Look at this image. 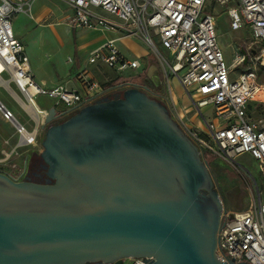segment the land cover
<instances>
[{
  "label": "water",
  "instance_id": "obj_1",
  "mask_svg": "<svg viewBox=\"0 0 264 264\" xmlns=\"http://www.w3.org/2000/svg\"><path fill=\"white\" fill-rule=\"evenodd\" d=\"M127 84L63 122L48 111L45 182L0 171V264H234L216 255L224 207L204 154L150 87Z\"/></svg>",
  "mask_w": 264,
  "mask_h": 264
},
{
  "label": "built area",
  "instance_id": "obj_2",
  "mask_svg": "<svg viewBox=\"0 0 264 264\" xmlns=\"http://www.w3.org/2000/svg\"><path fill=\"white\" fill-rule=\"evenodd\" d=\"M72 10L71 25L78 30L106 27L116 34L124 33L141 41L156 58V64L143 65L137 58L124 55L110 40L89 50L87 64L93 70L108 68L116 77L140 69L156 87L160 85V72L168 79L173 73L179 85L191 91V107L196 115L211 108V121H205L206 129H194L184 121L177 108V100L171 97L168 107L173 117L197 145L202 153H210L225 160L235 161L247 153L257 163L264 177V118H248L250 102H264V0H62ZM24 0H0V75L6 73L15 85L23 101L36 109L37 119L30 116L34 128L16 119L12 110L0 104L2 118L11 123L18 136V146L37 141V129L42 116L54 108L60 123L84 106L95 102L110 91L99 90L98 82L91 74L82 73L73 84H45L39 82L30 65L25 44L13 29L14 18L24 8ZM225 11L231 31L243 26L250 28L252 39L236 44V53L228 62L221 49L217 26L219 13ZM114 16L109 19L104 13ZM116 20V21H115ZM240 71L233 76L234 69ZM171 90V89H170ZM155 97L156 93L153 91ZM38 98L49 100L46 108L36 105ZM264 104V103H263ZM169 109V110H170ZM174 109V110H173ZM253 109L255 106L253 105ZM172 114V113H171ZM199 117V116H198ZM203 124V121L199 119ZM12 151H3L0 171L13 179H23L26 164L20 167L10 160ZM5 163L7 165L5 166ZM217 233V257L234 264H264V202L259 198L248 208L234 212L224 208ZM132 264H148L153 257L131 258Z\"/></svg>",
  "mask_w": 264,
  "mask_h": 264
},
{
  "label": "rangeland",
  "instance_id": "obj_3",
  "mask_svg": "<svg viewBox=\"0 0 264 264\" xmlns=\"http://www.w3.org/2000/svg\"><path fill=\"white\" fill-rule=\"evenodd\" d=\"M24 8L21 12L17 13L13 22V29L17 37L23 41L26 46L30 65L36 78L45 80L48 84L68 83L73 84L79 81L84 86L85 81L80 78L82 73L87 72L91 74L94 81L98 82L99 90L104 95L122 92L124 87H110L105 89L103 84L108 81L114 80L110 74H115L108 68H101L100 70H93L87 64V56L89 50H83L80 45V38L87 33L86 30H78L71 25L72 10L62 0H24ZM104 13V12H102ZM219 24L217 26L218 42L223 50L228 62L232 61L236 53V44L240 41L248 42L252 39V33L249 27L243 26L239 31H231L229 28L228 17L225 11L219 13ZM109 19H116L114 16L104 13ZM116 21V20H115ZM18 32V35L17 33ZM111 35L113 33L109 32ZM114 35V34H113ZM116 35V34H115ZM96 38L91 41L93 45L99 41V34L95 33ZM117 36L123 37L125 42L133 44L140 49H144L145 53L138 55L135 51H130L121 46L117 42L116 46L119 50L129 58H137L141 61L149 52L147 47L139 40L130 38L124 33H119ZM133 54V55H132ZM149 64H156L158 68L160 65L157 63L155 57L148 55ZM141 69V68H140ZM140 69L127 73L124 77L144 83L156 93L149 95L155 99L162 101L167 107L171 101V88L177 94V108L184 115L185 123L194 129H206L205 121H211L214 112L211 108L203 111V114L196 115V111L191 107V91L183 89L180 85L177 89L173 86L175 79L173 73L167 70L168 79L164 77L163 72H160V85L156 87L154 83L148 79L146 72H141ZM234 69L233 76L240 71L237 66ZM261 77H264V70L258 69ZM5 76V75H4ZM124 77H121L122 79ZM119 78V79H121ZM108 80V81H106ZM176 80V79H175ZM123 85V84H122ZM13 90L17 93L16 88L11 85ZM0 99L14 111H18L22 121L27 125H33V121L24 109L17 103L13 97L3 88H0ZM189 101L188 106L184 107V101ZM258 103L250 102V110L248 118L251 120H258L264 118V102ZM11 105V106H10ZM253 105L255 109H253ZM169 108V107H168ZM170 109V108H169ZM190 109L189 112L187 110ZM174 110V109H173ZM172 116L174 111L170 109ZM199 116V117H198ZM196 119H201L203 124L200 126ZM0 143L4 138L16 140L14 136V128L9 123L1 118L0 114ZM44 137V131L42 132ZM3 136H2V135ZM4 137V138H3ZM38 151L27 150L28 153L26 172L34 171L38 166L37 162L41 159L40 154L43 151L42 146L39 144L35 146ZM6 151H9L8 147ZM0 145V156L3 151ZM23 156V154H21ZM205 158L208 162V167L213 175L215 181V188L219 193L223 207L228 211L238 212L249 207L254 201L260 198L264 202V177L260 173L257 161L249 154L244 153L236 157L235 161L225 160L220 157L207 155ZM13 164L19 167L22 164V158L14 154L10 160ZM131 258L123 259L122 264H132Z\"/></svg>",
  "mask_w": 264,
  "mask_h": 264
},
{
  "label": "crops",
  "instance_id": "obj_4",
  "mask_svg": "<svg viewBox=\"0 0 264 264\" xmlns=\"http://www.w3.org/2000/svg\"><path fill=\"white\" fill-rule=\"evenodd\" d=\"M87 33H97V34H99V41L97 40V42L93 45V43H91V42H89V43H87V44H84L83 43V46H82V49L83 50H85V49H88V46H89V49L88 50H93V49H96V48H98V47H100L101 45H103L104 43H106V42H108V41H110V40H113L114 42H115V44L118 42L117 41V34L115 33V32H113V31H111V30H109L108 28H106V27H97V28H94L93 30H89V31H86ZM109 32H111V33H113L112 35L109 33ZM87 33H85V34H87ZM116 34V35H115ZM138 54V53H137ZM133 55V54H132ZM145 61H146V58L144 57V59H141V65H143L144 63H145ZM110 74L113 76V78L112 79H116V78H120V77H116V75L115 74H113V73H111L110 72ZM5 75V76H4ZM36 77V76H35ZM122 77H124V76H122ZM2 78H4V79H6V80H9V83L7 84V85H5V84H3V83H0V88H3V89H5L12 97H13V99L15 100V103H17L18 105H20L21 106V104H20V101L19 100H21V101H23L24 99H23V97L21 96V94L19 93V91L17 90V88L15 87V85L11 82V80L9 79V76L6 74V73H4V74H2V75H0V79H2ZM37 79V78H36ZM39 82H43L42 80H39V79H37ZM106 81H108V80H106ZM129 82H131V81H129ZM128 82V83H129ZM43 83H45V82H43ZM45 84H48V83H45ZM11 85H13L15 88H16V90L18 91V93L19 94H17L14 90H13V88H12V86ZM49 85H51V84H49ZM116 88H119V87H124V89H126L127 87H128V84L127 83H125V84H123V85H117V86H115ZM0 102L1 103H3L8 109H10V110H12L13 111V113H14V115H15V117H16V119L17 120H19L21 123H23L26 127H27V129H32V128H34V124L33 125H27L26 124V122H24V121H22V118L20 117V115H19V112L18 111H14L13 109H11V108H9L1 99H0ZM36 105H37V107H39V108H46V106H48V104H49V100L48 99H45V98H38L36 101ZM11 106V105H10ZM22 107V106H21ZM23 109V108H22ZM50 110V109H49ZM27 113V112H26ZM1 114V113H0ZM44 116L45 115H43L41 118H42V121H43V119H44ZM56 116H57V113H56ZM1 118H2V115H1ZM2 120L3 121H5L3 118H2ZM5 122H7V121H5ZM7 123H9V122H7ZM10 125H12L11 123H9ZM41 125H42V123H40V125H39V128L37 129V141L34 143V144H31V145H24V146H18V136H17V134H16V131H15V128L13 127V125H12V127L14 128V136L16 137L17 136V139L14 141V140H12V139H8V138H4L3 139V141H1V143H0V145H1V150L2 151H6V148H3V147H8V149H10V150H13L12 151V156L14 155V154H17L18 156H20L21 158H22V164H26L27 165V159H28V153H26V151H24V147H26V149L27 150H34V151H38V148L37 147H35V146H38L39 144L41 145V138H42V132L44 131V130H41ZM1 133V132H0ZM2 135V134H1ZM3 136V135H2ZM9 150V151H10ZM21 154H23V156H21ZM0 157H2V156H0ZM21 164V165H22ZM7 165V163H5V166Z\"/></svg>",
  "mask_w": 264,
  "mask_h": 264
},
{
  "label": "bare ground",
  "instance_id": "obj_5",
  "mask_svg": "<svg viewBox=\"0 0 264 264\" xmlns=\"http://www.w3.org/2000/svg\"><path fill=\"white\" fill-rule=\"evenodd\" d=\"M17 33V35H18V32H16ZM95 34L94 33H87V34H84L81 38H80V45L81 46H83V43L84 44H87V43H89V42H91V41H93L95 38H96V36H94ZM123 37H120V36H118L117 37V41L119 42V43H121V46L122 47H125L126 49H128V50H130V51H135V52H137L138 53V55H142V54H144L145 53V50L144 49H140V48H138L137 46H135V45H133V44H130V43H128V42H125L123 39H122ZM88 49H89V46H88ZM88 49H86V50H88ZM1 68H2V64L0 63V70H1ZM43 82H45V80H42ZM0 83H3V84H5V85H7L8 83H9V80H6V79H4V78H2V79H0ZM46 83V82H45ZM173 86H174V88L175 89H177L178 87H179V83L174 79L173 80ZM171 97H173L174 99H176L177 100V94H176V92H175V90H172V88H171ZM20 101V104H21V106H22V108L30 115V116H32V117H34V118H36V120H38L37 119V114H36V109L31 105V104H29V103H26V102H24V101H21V100H19ZM188 103H190L189 101H184V107L186 108L187 106H188ZM190 111V109H188L187 110V112H189ZM196 122L201 126L202 124H201V122L198 120V119H196Z\"/></svg>",
  "mask_w": 264,
  "mask_h": 264
},
{
  "label": "flooded vegetation",
  "instance_id": "obj_6",
  "mask_svg": "<svg viewBox=\"0 0 264 264\" xmlns=\"http://www.w3.org/2000/svg\"><path fill=\"white\" fill-rule=\"evenodd\" d=\"M134 83H137V84H140V85H144V83H141V82H134ZM119 95H122V92H118L117 91L116 93L103 95L102 97H99V98L95 99V101L103 100V99H107V98L108 99H112V98H114L116 96H119ZM37 164H38V166L35 168L34 171H31V172H26L25 171L24 176H23V180H31V181L39 182V183L45 182L46 176H45L44 170L41 167L42 160L40 159L37 162Z\"/></svg>",
  "mask_w": 264,
  "mask_h": 264
},
{
  "label": "trees",
  "instance_id": "obj_7",
  "mask_svg": "<svg viewBox=\"0 0 264 264\" xmlns=\"http://www.w3.org/2000/svg\"><path fill=\"white\" fill-rule=\"evenodd\" d=\"M120 78H121V77H120ZM129 81H131V82H137V81H132L131 79H128V78H126V77H124L123 79H122V78H121V79L116 78V79H114V80L108 81V82H106L105 84H103V87H104L105 89H107V88H110V87H115V86H117V85H122V84L128 83ZM207 155H211V156L214 157V155H212V154H210V153H204V157H205V158H208Z\"/></svg>",
  "mask_w": 264,
  "mask_h": 264
}]
</instances>
